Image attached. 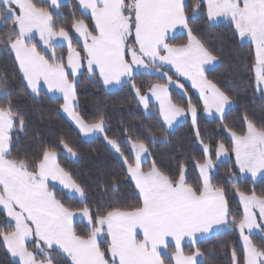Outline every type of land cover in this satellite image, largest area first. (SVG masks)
<instances>
[{"label": "snow or ice", "instance_id": "snow-or-ice-1", "mask_svg": "<svg viewBox=\"0 0 264 264\" xmlns=\"http://www.w3.org/2000/svg\"><path fill=\"white\" fill-rule=\"evenodd\" d=\"M85 14L90 13L92 26L83 19H75L70 34L57 27L53 12L35 0H0V43L14 52L18 69L32 93L40 91L41 81L49 91L62 94L63 111L68 113L84 135L105 134L103 115L87 122L77 111L75 77L86 61L87 71L98 75L103 85L130 83L147 109L149 97L141 95L134 83V73L158 74L176 84L167 72L172 66L181 77H187L199 90L204 111L219 113L231 104V97L205 75V66L218 60L189 26L186 0H78ZM61 0H50V7L59 9ZM206 7L209 21L227 18L235 25L239 36L255 45L256 86L264 92V0H198L192 6L193 19L201 7ZM177 27L187 30L188 41L182 45L168 43L169 34ZM34 31L39 32L45 52L37 49ZM73 36L80 46H73ZM59 38V39H56ZM67 42L68 55H56V48ZM83 53V59L81 56ZM98 69V71H97ZM183 88L182 84H178ZM159 101V112L168 128L177 118L191 115L195 134L198 108L188 99L187 107L173 103L168 84L155 83L149 89ZM8 80L0 76V97L10 96ZM242 133L229 129L233 140L232 151L239 171L254 177L264 173V126L248 120ZM27 129L26 117L11 100L0 105V211L6 216V229H0V241L14 264H54L57 254L64 264H165L162 250L169 238L175 241V264H200L199 247L185 255V237L195 246L201 237L231 225L237 227L243 239V253L232 250L234 264H264V247L252 240L253 229L264 233V196L255 192L239 193L243 204V218L230 216L225 188L212 183L210 171L215 167L210 146L204 145L206 159L198 163L201 182L188 183L181 166L176 175L166 174L152 160L146 170L150 151L139 135L125 130V139L118 142L104 135L105 140L126 165V172L134 181L140 203L128 209L99 204L94 210L87 203L85 188L61 167L55 144H41L40 152L13 156V140ZM154 142V134L149 135ZM127 144L132 162L121 149ZM59 146L71 156L76 151L63 139ZM229 149L220 142L215 155H227ZM235 184V176L229 177ZM50 181H57L73 197L78 196L84 207L72 209L57 198ZM115 190V187H113ZM258 209L259 212L255 211ZM79 215L86 220L88 231L78 234L73 226ZM259 216V220L257 219ZM247 230L248 234H245ZM31 240L36 251L29 249ZM43 257V258H39Z\"/></svg>", "mask_w": 264, "mask_h": 264}, {"label": "trees", "instance_id": "trees-1", "mask_svg": "<svg viewBox=\"0 0 264 264\" xmlns=\"http://www.w3.org/2000/svg\"><path fill=\"white\" fill-rule=\"evenodd\" d=\"M38 5L48 8L53 12V18L57 27L64 26L70 34L73 16L75 19H83L89 27L92 26L90 16L85 15L76 0H69L67 4L53 9L46 0H35ZM198 0H186L189 5V26L193 33L199 36L205 45L217 55L219 64L208 72V77L225 91L232 99L233 108L223 118H208L202 110L198 95L189 84L176 75L171 69H165L172 78L179 80L189 92L199 110L197 126L200 130V138L195 134V127L190 121L184 122L170 132L161 117L157 113L146 114L130 83L114 92L107 91L97 75H90L84 61V71L80 76L76 87L77 111L87 122H93L103 115L106 123V135L110 139L121 142L125 139V130L139 135L147 143L150 151L148 161L143 164L146 170L152 160L169 175H176L183 166L188 183L193 186L201 182L198 163H203L206 153L200 143L210 146L212 159H216V148L220 142L229 149L231 157L220 163H216L212 172V183L225 188V196L228 201L231 217L237 221L243 218V207L239 188L245 194L255 192L258 196H264V176L254 180L239 171L235 158L232 156L233 140L229 129L242 133L246 128L245 116L256 123L258 127L264 126V96L259 93L256 86L254 72L255 50L251 43L242 42L235 27L228 22L212 24L206 14V7L202 6L193 19L192 6ZM187 35L177 36L168 40L169 44L182 45L187 43ZM37 49L42 53L43 48L36 41ZM73 46L80 50L76 37L73 36ZM48 55V54H46ZM56 55L67 58V48L58 46ZM83 59V53H81ZM0 76L8 80V88L11 95L0 97V105H6L11 100L26 117L27 129L14 138L12 149L13 156L29 154L37 155L41 144L58 145L57 153L59 163L66 171L71 173L77 183L85 188L87 194L86 203L93 208L99 204L110 207L128 209L140 203L138 191L126 172V165L122 158L107 143L104 137L86 140L79 131L70 123L62 111L64 101L52 99L45 91L33 95L26 85L21 72L18 69L15 56L3 43H0ZM166 78L158 74L147 75L143 72L134 74V83L145 94L155 83L166 84ZM171 99L174 103L186 107L188 98L171 88ZM261 117L262 123H257ZM104 134V135H105ZM154 134V142L149 135ZM63 139L72 147L77 155L71 156L59 146ZM121 149L132 162L130 149L127 144H121ZM234 174L235 184L229 179ZM115 187V190H113ZM57 198L72 209L84 207L80 199L67 196L62 190L54 188ZM6 216L0 211V229H6ZM75 229L78 234H86L88 226L85 222H77ZM253 242L258 247H264V239L260 234L252 235ZM194 247H199L203 261L200 264H234L232 250L237 256L243 253V243L238 228L231 226L225 232L216 234L208 239L197 242L195 246H186L185 254H190ZM173 247L169 253L163 255L165 264H173ZM43 258V257H39ZM14 259L0 241V264H14ZM54 264H64V257L57 254Z\"/></svg>", "mask_w": 264, "mask_h": 264}, {"label": "rangeland", "instance_id": "rangeland-1", "mask_svg": "<svg viewBox=\"0 0 264 264\" xmlns=\"http://www.w3.org/2000/svg\"><path fill=\"white\" fill-rule=\"evenodd\" d=\"M212 24H218V23H222V22H228V23H231L234 27H235V25H234V23H232L230 20H228L227 18H223V17H221V18H219L217 21H210ZM86 23V22H85ZM238 33V32H237ZM239 35V34H238ZM177 37V36H176ZM240 37V36H239ZM174 38V37H173ZM33 39H37L38 41H39V43H40V46H42L43 48H44V51H45V46H44V44H43V41H41V39H40V36H39V32H37V31H34V33H33ZM56 39H59V38H56ZM172 39V38H171ZM170 40V39H169ZM240 40L242 41V42H249V43H251L252 45H253V47H254V50H255V45H254V43H252L248 38H241L240 37ZM63 45V44H62ZM48 54V53H47ZM219 64V60H217L215 63H213V64H210V65H206L205 66V69H206V71H205V75L207 76V78L209 79V80H211L209 77H208V72L210 71V70H212V69H214L217 65ZM165 68H169V69H171L176 75H178L179 76V74H177L176 72H175V69L172 67V66H166ZM159 71H163V72H167L165 69H160ZM254 72H255V66H254ZM90 74V73H89ZM135 74V73H134ZM167 74H168V72H167ZM90 75H92V74H90ZM169 75V74H168ZM159 76H161V75H159ZM170 76V75H169ZM161 77H163V76H161ZM182 80H184L187 84H189L190 85V87L192 88V90L198 95V97H199V99H200V103H201V106H202V110H203V112H204V114L206 115V117H208V118H212V117H219V118H221L220 117V114L219 113H215V111L213 110V113L210 115V114H208L207 112H205L204 111V108H203V101H202V99H201V97H200V93H199V90L198 89H196V88H194L193 86H192V83H191V81L187 78V77H181V76H179ZM165 78V77H164ZM173 81H177L178 83H176V84H172V83H169V82H167V84H168V86H169V93H170V95H171V91H170V89L171 88H174V89H176L178 92H180V93H182V94H184L188 99L190 98V96H189V92H188V90L185 88V86L182 84V82H180L179 80H175L174 78H173ZM212 81V80H211ZM213 82V81H212ZM214 83V82H213ZM178 84H182L183 85V88L181 89V88H179L178 87ZM258 88V87H257ZM259 90V89H258ZM259 93L261 94V95H263L264 96V92H261L260 90H259ZM141 95H146V96H148L149 97V105H148V108L147 109H145L144 108V105H143V103H141L140 101V104H141V106H142V108H143V110H144V112L146 113V114H150V113H157L160 117H161V119L163 120V117H162V115L160 114V112H159V101L158 100H156V98L154 97V96H152V94H151V92L148 90V92L147 93H145V94H141ZM137 98H138V100H139V97L137 96ZM231 101H232V99H231ZM193 104H195L193 101H191ZM174 103V102H173ZM196 105V104H195ZM233 105H234V103H233V101L231 102V104L230 105H227L226 107H225V110H224V114H223V117L225 116V114L228 112V111H230L232 108H233ZM197 106V105H196ZM187 107V106H186ZM198 108V107H197ZM198 117H199V110H198V113H197V123H198ZM257 118H258V120L256 121L257 123H262L263 124V121H262V119H261V117H258L257 116ZM187 121H190L191 123H192V120H191V115H190V113H188L186 116H184V117H179V118H177V121H175L174 122V124H173V126H172V128H168L167 127V125H166V122H164V120H163V122H164V124H165V126H166V128L170 131V132H172L174 129H176V127L178 126V125H180V124H182V123H184V122H187ZM246 124H247V122H246ZM256 124V123H255ZM202 145V147H203V149H204V145L203 144H201ZM232 156L235 158V153L232 151ZM231 157V155H230V153L228 152L227 153V155H221L219 158H217L216 157V159L215 160H213V162H214V165L216 164V163H220V162H222V161H225V160H227V159H229ZM58 159H59V155H58ZM145 163V162H144ZM143 163V164H144ZM143 166V165H142ZM62 167V166H61ZM212 172H213V169L210 171V176L212 175ZM244 175H246V176H248V177H250V178H252V179H254V180H258L259 178H261L262 176H264V173H258L256 176H252L251 175V173H247V172H245V173H243ZM50 186H54V188H57V189H60V190H62L67 196H70V197H73L71 194H69L68 193V190L67 189H63V186L62 185H60L57 181H50ZM74 198H78V199H80L78 196H76V197H74ZM239 198H240V196H239ZM241 201V200H240ZM242 204V203H241ZM242 207H243V205H242ZM255 211L257 212V214H258V212H259V210L258 209H255ZM257 219L259 220V216L257 215ZM79 221H81V222H85L86 223V220L85 219H83L82 217H80L79 215H77L75 218H74V220H73V226L75 227V225H76V223L77 222H79ZM87 224V223H86ZM260 234V236L264 239V233H262L259 229H253V231H252V235L253 234ZM240 234V233H239ZM245 234H248L247 233V230H246V232H245ZM241 236V235H240ZM242 239V238H241ZM242 243H244L243 242V239H242ZM29 249L30 250H32V251H36V249L34 248V246H33V244H32V242H31V240H29ZM15 261L16 260H18V258H13Z\"/></svg>", "mask_w": 264, "mask_h": 264}, {"label": "crops", "instance_id": "crops-1", "mask_svg": "<svg viewBox=\"0 0 264 264\" xmlns=\"http://www.w3.org/2000/svg\"><path fill=\"white\" fill-rule=\"evenodd\" d=\"M46 1H48L49 2V4H50V0H46ZM68 1L69 0H61V6H63V5H65V4H67L68 3ZM77 1V3H78V0H76ZM78 5H79V3H78ZM60 6V7H61ZM79 7H80V9H81V11L85 14V12H84V10L82 9V7L79 5ZM85 15H88V16H90V13L89 14H85ZM183 35H187V30L186 29H183L182 27H177L176 28V30L175 31H172V32H170V34H169V38H168V40L169 39H171V38H173V37H176V36H183ZM33 41H36V43L40 46V43H39V41L37 40V39H33ZM32 41V42H33ZM63 45L62 46H64V47H66L67 48V42L65 41V42H63L62 43ZM42 47V46H41ZM43 48V47H42ZM43 51H44V48H43ZM45 52V51H44ZM46 53V52H45ZM13 54H14V52H13ZM47 54V53H46ZM67 55H68V50H67ZM14 56H15V54H14ZM17 62V61H16ZM17 65H18V62H17ZM83 71H84V65L79 69V71L77 72V74H76V76L75 77H69L70 79H75V80H77L78 82H79V79H80V76L82 75V73H83ZM97 71H98V69H97ZM22 74V73H21ZM98 76V75H97ZM99 77V76H98ZM99 79H100V81H101V78L99 77ZM26 82V81H25ZM101 83H102V81H101ZM125 84H127V83H122V84H110V85H103V83H102V85H103V87L107 90V91H109V92H114V91H118L119 89H121ZM29 88V87H28ZM29 90H30V92H31V89L29 88ZM41 91H45L48 95H49V97L50 98H52V99H62L63 100V98H62V94L61 93H59V92H52V91H49V89H48V87H47V84H45L43 81H41V86H40V91L38 92V93H32L33 95H37V94H39ZM64 101V100H63ZM62 111H63V109H62ZM63 114L65 115V117L70 121V123L79 131V133L83 136V138L84 139H86V140H92V139H95V138H97V137H104V134H99V133H94V134H90V135H84L80 130H79V127H78V125L75 123V121H73L72 120V118L68 115V113H66V112H64L63 111ZM133 181V180H132ZM133 183H134V181H133ZM137 191H138V189H137ZM243 205V204H242ZM231 228V225H226V226H223V227H221L219 230H215V231H213L212 233H209V234H206L205 236H203V237H201L200 238V240L199 241H201V240H204V239H208V238H210V237H212V236H214V235H216V234H219V233H222V232H225V231H227V230H229ZM238 231H239V229H238ZM246 232V231H245ZM239 233H240V231H239ZM242 238V237H241ZM198 241V242H199ZM192 244L189 242V239L187 238V237H185L184 238V240L182 241V247H183V250H184V248L186 247V246H191ZM170 247H173L174 248V251L172 252V261H173V264H175V258H174V256H173V253L176 251V248H175V241H174V239L173 238H169V245H168V248L167 249H163L162 250V256L163 255H165V254H168L169 253V248ZM185 253V252H184ZM185 255H187V254H185ZM13 258V257H12ZM197 259H198V261H200V263L203 261V256H199V257H197Z\"/></svg>", "mask_w": 264, "mask_h": 264}]
</instances>
